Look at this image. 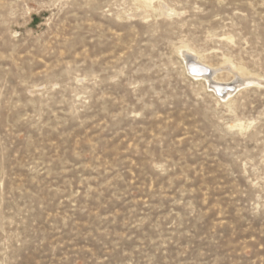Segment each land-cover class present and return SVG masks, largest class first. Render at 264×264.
I'll list each match as a JSON object with an SVG mask.
<instances>
[{
    "label": "rangeland",
    "instance_id": "374dc122",
    "mask_svg": "<svg viewBox=\"0 0 264 264\" xmlns=\"http://www.w3.org/2000/svg\"><path fill=\"white\" fill-rule=\"evenodd\" d=\"M0 264H264V0H0Z\"/></svg>",
    "mask_w": 264,
    "mask_h": 264
},
{
    "label": "bare ground",
    "instance_id": "6f19581e",
    "mask_svg": "<svg viewBox=\"0 0 264 264\" xmlns=\"http://www.w3.org/2000/svg\"><path fill=\"white\" fill-rule=\"evenodd\" d=\"M189 50H187V52H188ZM191 51V50H190ZM184 54V53H183ZM185 55V54H184ZM189 55V54H188ZM192 55V54H191ZM190 56V55H189ZM189 56H186V59L187 60H189L190 59V57ZM192 59V58H191ZM199 68H201V67H199L198 65H195V64H192V69H196V72H198V69ZM189 69H190V67H189ZM229 69V68H228ZM236 69V68H235ZM218 71H213V73H212V75L213 76H210L211 74H209V76L207 75V74H205V75H203L202 77H204L205 78V80L207 81V83H208V86L210 87V88H212V86L214 85V86H217V87H224V85H221V84H216V83H214L213 81H212V78L214 77V75L217 73ZM191 73V72H190ZM235 73H239V75H240V73H241V71H239V70H237V71H235ZM241 75H243V74H241ZM194 77H201V76H198V75H194ZM251 77V76H250ZM248 80H250V79H248ZM250 83V82H249ZM254 83V82H253ZM245 85V82H244V80H240V81H238L236 84H234V85H226V86H234L235 87V90H237L238 88H240L241 86H244ZM243 88V87H242ZM213 89V88H212ZM214 90V89H213ZM215 92H216V90H214ZM230 96H232V92H228V93H226L225 94V97H224V99H226V98H228V97H230Z\"/></svg>",
    "mask_w": 264,
    "mask_h": 264
},
{
    "label": "water",
    "instance_id": "95a60500",
    "mask_svg": "<svg viewBox=\"0 0 264 264\" xmlns=\"http://www.w3.org/2000/svg\"><path fill=\"white\" fill-rule=\"evenodd\" d=\"M189 70H190L191 74H198V76H203L205 74H208L207 70L204 68H199L198 72H196V69H192V65L190 66ZM212 88L214 90H216V94L221 98H224L226 93L235 91L234 86L217 87V86L213 85Z\"/></svg>",
    "mask_w": 264,
    "mask_h": 264
}]
</instances>
